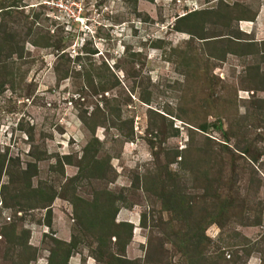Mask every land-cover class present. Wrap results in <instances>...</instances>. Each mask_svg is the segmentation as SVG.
Returning a JSON list of instances; mask_svg holds the SVG:
<instances>
[{
	"label": "rangeland",
	"instance_id": "1",
	"mask_svg": "<svg viewBox=\"0 0 264 264\" xmlns=\"http://www.w3.org/2000/svg\"><path fill=\"white\" fill-rule=\"evenodd\" d=\"M262 14L264 0H0V264H62L71 239L67 264H264ZM88 142L109 156L103 179L78 171ZM100 189L122 195L123 251L76 219L74 196ZM170 191L191 215L165 209Z\"/></svg>",
	"mask_w": 264,
	"mask_h": 264
},
{
	"label": "trees",
	"instance_id": "2",
	"mask_svg": "<svg viewBox=\"0 0 264 264\" xmlns=\"http://www.w3.org/2000/svg\"><path fill=\"white\" fill-rule=\"evenodd\" d=\"M243 22V21H241ZM240 30L245 32L241 26H239ZM34 44H38V42H33ZM47 46H50V44H45ZM14 45H11V48L9 49V54L16 53ZM93 53V52H92ZM78 59L79 55L76 56ZM87 57V56H86ZM85 57V58H86ZM88 58V57H87ZM74 59V60H76ZM69 60V59H68ZM65 60L64 61H68ZM86 63V62H85ZM92 59L90 62H88V65H92ZM87 69V68H86ZM70 68L66 69L65 75L69 74ZM90 74H93V71H89ZM89 72H86L87 74ZM84 75V74H83ZM89 75V74H88ZM86 75V76H88ZM89 78V76H88ZM93 81V79H92ZM92 81H88L89 83ZM92 150H91V149ZM84 153L82 154L81 159L78 161V171L82 172L83 169L87 168V172L89 175L92 176V178L97 179H103L106 177L107 173V167L109 165V156L106 157H98L97 148H93L92 145L90 146V143H86L84 147ZM89 151H92L93 153H89ZM176 156H180V159H182V156L180 154H177ZM66 164H71V154H66L61 157ZM83 160L84 166H81ZM1 162V161H0ZM0 165H2L0 163ZM27 169H22L21 174H28L29 176H33L37 173V165L36 163H28ZM30 168V170H29ZM0 168V172H1ZM74 179V178H72ZM30 184L27 183L24 187L25 190L29 191ZM148 189V188H146ZM37 193H40V190H36ZM41 195V193L39 194ZM120 194H114L112 191L106 189H100L96 190L95 194L93 195V199L91 201L84 200L80 198L79 196H74L73 200V207H75L77 210L80 209L79 212L76 213V219L78 220V223L82 225V227L89 233H91L93 236H96V242L99 248L104 250L106 245L108 243L111 244H118L120 247V251L125 250L126 243L130 240L132 237V231H133V225L131 222L126 221H115L116 213L118 211V202L121 201ZM167 197L161 196L163 199H165V209L169 210H175L177 211V214H186L191 215V206H189L188 203L185 202L184 196H176L175 191L167 192ZM55 195L50 194L48 196V201L51 202L54 200ZM46 199V198H45ZM125 199V198H124ZM82 207V208H81ZM225 209V208H221ZM224 211L223 214H227V210ZM51 210L50 208L47 209V217H48V223H50ZM228 219V217L226 216ZM192 228V226H191ZM193 229V228H192ZM194 235V234H193ZM197 238L194 242H188V244L185 246V249L189 251V245H192V248L194 247H200L201 241H208V237L203 235L202 233L199 234L196 232ZM186 240H189L188 238ZM76 241L74 239H71L69 241V248L66 250L64 256L61 257L62 264H67V261L70 256V251L72 250L73 246H75ZM102 250L100 252H102ZM192 255H198L200 254V250L195 249L192 251ZM187 253V252H185ZM101 254V253H99ZM51 261L50 264H61V262H54L52 258L57 257V252L52 251L51 252ZM112 261H114L116 264H134L132 260H129L128 258L124 257L121 253L115 254L112 256ZM211 264H215L214 262Z\"/></svg>",
	"mask_w": 264,
	"mask_h": 264
},
{
	"label": "crops",
	"instance_id": "3",
	"mask_svg": "<svg viewBox=\"0 0 264 264\" xmlns=\"http://www.w3.org/2000/svg\"><path fill=\"white\" fill-rule=\"evenodd\" d=\"M260 17H256L254 23H256V19L258 21L260 20V23H259L258 27H259V33L261 34V33H264V25H261V22L262 23L264 22V15L262 14V19H260ZM244 33H248V32H244Z\"/></svg>",
	"mask_w": 264,
	"mask_h": 264
},
{
	"label": "built area",
	"instance_id": "4",
	"mask_svg": "<svg viewBox=\"0 0 264 264\" xmlns=\"http://www.w3.org/2000/svg\"><path fill=\"white\" fill-rule=\"evenodd\" d=\"M227 256H229V255H227Z\"/></svg>",
	"mask_w": 264,
	"mask_h": 264
}]
</instances>
